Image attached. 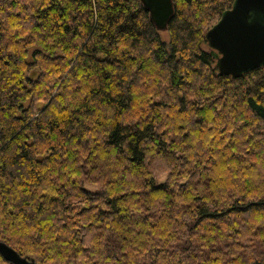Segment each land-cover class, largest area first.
I'll use <instances>...</instances> for the list:
<instances>
[{
  "label": "trees",
  "instance_id": "obj_1",
  "mask_svg": "<svg viewBox=\"0 0 264 264\" xmlns=\"http://www.w3.org/2000/svg\"><path fill=\"white\" fill-rule=\"evenodd\" d=\"M235 0H0V240L38 264H264V67L222 77ZM0 264H11L0 254Z\"/></svg>",
  "mask_w": 264,
  "mask_h": 264
},
{
  "label": "water",
  "instance_id": "obj_2",
  "mask_svg": "<svg viewBox=\"0 0 264 264\" xmlns=\"http://www.w3.org/2000/svg\"><path fill=\"white\" fill-rule=\"evenodd\" d=\"M158 32L168 31L173 0H141ZM208 46L222 77L237 80L264 67V0H235L207 32ZM0 254L11 264H38L0 240Z\"/></svg>",
  "mask_w": 264,
  "mask_h": 264
},
{
  "label": "rangeland",
  "instance_id": "obj_3",
  "mask_svg": "<svg viewBox=\"0 0 264 264\" xmlns=\"http://www.w3.org/2000/svg\"><path fill=\"white\" fill-rule=\"evenodd\" d=\"M161 34H162L163 41L166 42V43H168V41H169L168 34L166 32H162Z\"/></svg>",
  "mask_w": 264,
  "mask_h": 264
}]
</instances>
